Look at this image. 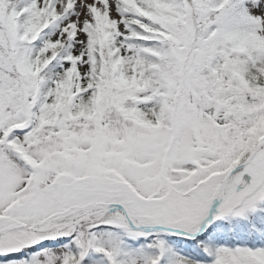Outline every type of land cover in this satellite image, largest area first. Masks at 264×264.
<instances>
[{
	"label": "snow or ice",
	"instance_id": "snow-or-ice-1",
	"mask_svg": "<svg viewBox=\"0 0 264 264\" xmlns=\"http://www.w3.org/2000/svg\"><path fill=\"white\" fill-rule=\"evenodd\" d=\"M0 264H264V0H0Z\"/></svg>",
	"mask_w": 264,
	"mask_h": 264
}]
</instances>
